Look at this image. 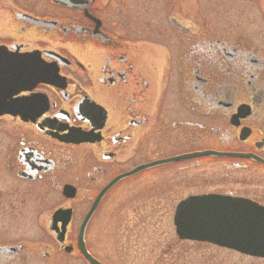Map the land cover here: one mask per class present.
I'll list each match as a JSON object with an SVG mask.
<instances>
[{
    "label": "flooded vegetation",
    "instance_id": "obj_1",
    "mask_svg": "<svg viewBox=\"0 0 264 264\" xmlns=\"http://www.w3.org/2000/svg\"><path fill=\"white\" fill-rule=\"evenodd\" d=\"M259 161L264 0L0 2V264H123L112 203L203 195L206 165L264 208Z\"/></svg>",
    "mask_w": 264,
    "mask_h": 264
},
{
    "label": "rangeland",
    "instance_id": "obj_2",
    "mask_svg": "<svg viewBox=\"0 0 264 264\" xmlns=\"http://www.w3.org/2000/svg\"><path fill=\"white\" fill-rule=\"evenodd\" d=\"M248 173L226 168L224 164L216 169H209L206 165L204 182L191 186L189 192L259 197L263 190L258 185L249 189ZM113 203L110 209L118 211V214L112 223L116 227L123 224L127 233L123 264H249V258L232 251L179 241L172 224L176 202L122 199L116 201L115 205ZM110 250L117 252L113 248Z\"/></svg>",
    "mask_w": 264,
    "mask_h": 264
},
{
    "label": "water",
    "instance_id": "obj_3",
    "mask_svg": "<svg viewBox=\"0 0 264 264\" xmlns=\"http://www.w3.org/2000/svg\"><path fill=\"white\" fill-rule=\"evenodd\" d=\"M200 155L248 157L212 152ZM105 191L96 198L92 209ZM173 226L179 240L209 243L264 259V208L249 200L220 195L189 197L177 205ZM83 228L84 226L81 227L79 238ZM79 250L91 264H99L87 254L82 243L79 244Z\"/></svg>",
    "mask_w": 264,
    "mask_h": 264
}]
</instances>
